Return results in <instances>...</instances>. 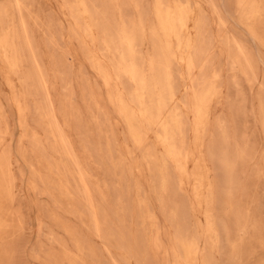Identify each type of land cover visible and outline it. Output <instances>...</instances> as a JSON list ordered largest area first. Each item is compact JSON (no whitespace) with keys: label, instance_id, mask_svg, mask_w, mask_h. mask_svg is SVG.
Here are the masks:
<instances>
[{"label":"rangeland","instance_id":"rangeland-1","mask_svg":"<svg viewBox=\"0 0 264 264\" xmlns=\"http://www.w3.org/2000/svg\"><path fill=\"white\" fill-rule=\"evenodd\" d=\"M0 264H264V0H0Z\"/></svg>","mask_w":264,"mask_h":264},{"label":"bare ground","instance_id":"bare-ground-1","mask_svg":"<svg viewBox=\"0 0 264 264\" xmlns=\"http://www.w3.org/2000/svg\"><path fill=\"white\" fill-rule=\"evenodd\" d=\"M187 66H188V65H187ZM187 66H186V67H187Z\"/></svg>","mask_w":264,"mask_h":264}]
</instances>
